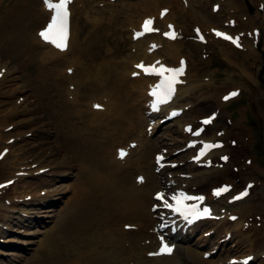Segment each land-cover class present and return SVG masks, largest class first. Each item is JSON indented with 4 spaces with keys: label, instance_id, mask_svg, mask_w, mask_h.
<instances>
[{
    "label": "rangeland",
    "instance_id": "obj_1",
    "mask_svg": "<svg viewBox=\"0 0 264 264\" xmlns=\"http://www.w3.org/2000/svg\"><path fill=\"white\" fill-rule=\"evenodd\" d=\"M237 1H239L244 8V12L243 10L238 12V19H240L241 14L244 13L247 15L249 14L250 17L254 19V22H256V18H258L264 7H260L256 4L258 3L257 0ZM39 2L40 0H31L30 11L24 13L17 8H12V6L18 7L14 5L13 0H0V70L1 68H9L12 75L18 77L12 81V85L8 88L15 89V87H21V92L15 93L10 98L0 99L5 102H0V108L7 111V113H11L15 106L20 107L19 109H28V112L26 114L24 113L25 115L18 114L15 120H12L13 122H21V124L23 122L20 127V130H22L20 134H17L18 131L14 129L16 125L12 123L11 119L0 121L2 124H7L0 128V137L2 135L3 139H0V145L2 141H4L7 146L9 145L10 148L11 145H14L15 152L19 151V153L16 154L33 150L34 152L32 155L38 159V161L35 163L32 162L31 164L35 167H31L29 170H33L40 165H46L45 167H48L45 172L47 175L36 177L37 179H32L28 174L26 177L32 181V188L24 189V187H22L24 185L20 183L16 195L29 192L27 195L31 196L33 193L37 194L44 190H49L45 193L47 201L40 204L36 201L34 202L33 198L28 201L26 206L28 209H33L35 212L28 217H24L23 221L19 220V213H16V211L10 212L12 215L9 221L4 222L3 225L9 226L7 230L10 232L7 233V236H14V241L0 242L2 251L7 254L9 252L8 255L0 254V264H33L36 261L40 264H44L47 260L60 261L66 259L65 256L69 251L70 235L73 231H76L74 228L77 223V218L79 216L84 217L85 213L97 215L103 213L102 211L105 210L100 202V200L103 199V195L100 191L81 194L79 190V176H83L85 170H95V168L99 166L95 163V158L93 153L91 154V151L95 152L97 149H101L104 157L107 160H112L113 145L118 144L116 146H122L128 140L135 138L136 131L137 134L138 132H142L147 121V118L143 117L142 113L140 114L142 111L130 108L129 110L127 109L130 116L137 118V116L140 117L141 115L143 118V121H141V123L138 122L137 128L132 133L127 132L126 129L119 127V125L115 126L117 121H115V124L111 121L113 117H115L114 115L111 117L105 116L102 118V125L105 126L109 124L112 126L108 128L107 133L104 129L105 132L103 134L108 135L110 140L102 142L105 137L99 133L88 136L85 141H82L81 152L76 151L77 156L75 158L70 153L66 152L64 147H59L58 142L64 135V128L61 132L60 128H56L53 123L54 109H56L53 103L59 99V93L51 83L44 85L35 79H31L36 71V64H23V57H25V54L22 53V49H24L22 38H25L27 34V36L30 37L31 33H36L45 19V16L37 8V5H40ZM205 2L208 4V7L206 6L204 12L212 15L211 4L219 3L221 6L223 0H205ZM114 4H116L117 10H121L118 14L120 15L124 9L123 7H126L125 3L116 0ZM75 6H77V2L74 3V7ZM108 7L107 9L111 11V6ZM257 12L259 13L257 14ZM92 14L96 15L98 19L100 16L104 17V15H107L105 12L100 13L98 11ZM214 14H218L217 20H219V22L216 23V25L220 26L227 20L231 12H227L226 9L221 7L220 12L216 11ZM232 14L235 15V13ZM117 19L119 20L118 16ZM191 19L189 12L183 10V13H177L174 21L178 26L182 27V29L180 28L182 30V45L180 46V51L184 56L182 58H184L188 64L191 63L189 72L190 75H193L192 79L196 76L201 80L200 82H207L210 81L208 79L211 78L217 86L223 85L225 89L236 86L240 89L232 100L228 101L225 106L218 108L215 107L221 103L218 96H220L219 94L222 91L220 92L213 87L207 89L203 87L187 96L179 95L176 97L173 100L175 102L174 105L181 108L183 106L184 108L181 113L182 116L180 115L181 117L178 119L182 122L180 124L174 122L176 120L166 122L164 125L160 126L154 134L149 136L153 143L151 147H149L148 154L145 152L143 156L141 152V157L137 158L135 153L132 152L129 156L132 163L136 162L137 159H139V163L136 164L135 168L133 166V169H125L124 176L128 178L130 184L136 183L134 180L136 174L144 173L143 170L145 171L144 176L146 178L147 174L153 176V182L150 180L152 178H147L148 182L146 188L149 199L150 192L162 186L161 177L163 176L153 172L154 155H157L155 153L161 150L160 152H164L166 155V157H164V162L166 163L165 169L168 168L166 173L174 174L177 186H182V184H187L189 187L193 186L188 192L194 191L198 195H205L210 200L214 195V189L218 188L221 184H228L230 186L229 192L225 194L224 198L215 202L218 206H221L222 209L226 207L225 205L234 203L232 202V197L241 189L247 187L250 191V196L247 201L236 207L227 205L228 208H226V211L234 212L236 218L238 216L241 220V223L238 224L236 229L231 230L237 237L227 238V243L222 241L220 243V251L222 253L223 250L226 249V253H223V255L217 253L209 259L212 262L218 263L224 261V259L227 260L230 255L240 256L242 254H252L249 251H253L256 257L253 260L254 262H252L254 264H264V35L259 36L258 42L256 41V43L253 44L254 51L252 52H254L255 55L247 53L243 46L235 47L236 51L232 54V57H234L233 60L238 63L242 61L245 64L244 67H247V70L250 72L253 81L249 80V82L254 85L251 86L249 82L240 77L237 74V70L223 58L224 55L222 51H220L219 43L212 42L209 45H202L195 39L193 25L199 24L201 27L202 25L200 22H195ZM212 20L215 21V19ZM73 21L75 24V33L79 34L81 37L84 33L88 34L94 30V40L98 35L106 38L108 44L105 45L104 49H102V44L96 40L95 44L92 45L91 49L88 51L90 56L88 58L93 61L91 64L96 67L95 70L94 67L89 70V72L92 73L89 76L97 77L101 73L102 77L106 76V78L111 79L109 82L105 83V85L108 84L107 86H110L109 83L112 82L113 79L109 71L112 69L122 72L128 65L126 64V55L129 52L130 46L128 38L129 28L127 29L126 27L128 25L124 26L119 23L117 26L114 25V28L117 30L113 31L112 28H108L101 24L102 26L98 25L101 27L96 30L98 26L95 27V24L91 21L90 13L88 17L83 12L78 14L74 13ZM119 29H122V31ZM241 29L244 30V27L242 26L239 32L242 31ZM254 40H257V37H255ZM103 50L106 51L104 52ZM243 59L246 60L243 61ZM171 63L174 65L176 62L172 61ZM59 70L61 74V67ZM95 72L97 73L96 75H94ZM230 72L232 79L231 77H226V73ZM85 74L86 73H83L82 77H84ZM190 79L191 78H189V82ZM186 82L184 80L183 84H186ZM60 88L62 91L60 98L62 100L68 99L66 96H63L64 83H62ZM104 89L109 88L104 87ZM100 90H102V88ZM206 90L208 93H206ZM90 93L91 95H97L95 98L97 101H100L99 99L102 94L99 93L98 89L90 90L89 94ZM89 94L84 92V90L81 91V96L76 104L78 109L85 108L87 97L84 96H88ZM80 104H82V106H80ZM137 104L139 103L137 102ZM214 109H218V119H212V123L208 125L207 131L199 133V136L200 139L202 137H207L222 140L225 147L221 152L228 156V160L226 162H220L218 156H215L213 163L209 167V169L215 170L202 173L204 169H199L195 166L191 167L193 164L188 161L195 156L196 147L195 149L176 152L183 146V143L193 138L192 134L188 132V135H186L178 131L180 125L185 123L183 120H189L191 118L190 122H193L196 127L201 126L200 120L205 121L203 119L207 118L210 111ZM189 110L190 113H187ZM8 115L9 117L12 116L13 112ZM131 120L137 122L135 118ZM221 129L223 132L218 131ZM57 130L60 132L59 136L57 135ZM217 132H219V134L215 135ZM231 141H233V143H231ZM85 142H87L86 146ZM173 142L175 143L174 145L172 144ZM88 148L91 150L90 154L87 156L86 149ZM84 149L86 153H83ZM130 158L126 159V163L130 161ZM179 162H182V165H178ZM169 163L172 165L169 166ZM58 165L63 167L58 168ZM181 166L183 168H181ZM3 170L7 172L6 169ZM191 171L196 172V174L202 173L200 176L201 178L198 179V177H196L197 181L200 180V182H187V180L190 179L184 176ZM43 178L46 180L44 181V186L46 187L44 190L38 191L39 187L43 185L40 183ZM117 186L118 185H115L114 190L111 191V194L116 196L112 197L110 200L116 204V207L112 209L113 211H111V213H109L110 211L105 212L109 214L104 217L101 216L102 218L100 219L102 220L104 218L105 224L98 225V234L103 233V235H105L103 236L104 241L109 242L110 237L106 236L108 229H114L116 226L121 228L123 223H132L131 225H135L136 227L141 226L140 228L145 229L147 234L144 233V235L146 234V237L150 236L149 230L152 229L154 231L155 223L153 222L156 220L154 217H152L151 221L145 220L142 213L143 208L145 212H147L149 202H147L146 205L138 206L135 213H125L122 211L124 208L122 205L123 198L122 196L119 197V194L123 193H121L119 189H116ZM173 187L175 186L173 185ZM85 188H87V186H85ZM118 188H120V186ZM8 190V195H12L11 189ZM21 190L23 192H21ZM167 192L168 194H174V192L170 190ZM5 194L6 193H4V195ZM4 195L0 199V203L5 197ZM77 199H79L81 203H76L75 201ZM93 200H95V203L92 202ZM83 201H87L89 206L87 204L83 206ZM19 208L18 206L16 207V209ZM21 208H24V206ZM46 208L52 210L51 216L43 217L42 215L46 213ZM83 208H86V210L84 211ZM7 209L11 210V208L7 207L6 209L4 208L3 211L1 209L0 213H5ZM216 210V212H218L219 208ZM232 222L234 221L225 218L224 223L228 224L223 225L218 223L216 226H213L211 221L206 223L205 227L199 228L196 234L193 233L188 235V242L185 243L184 241L178 243L175 247L172 246L171 253H164L167 255H161L159 260H164V262L168 264H206L209 259L202 257V251H209L213 245L218 247L219 241L216 244H214V241L223 236L227 227L230 226ZM14 223H16V226H13ZM211 227L217 228L212 237L209 239L204 238V240L202 239L203 241L200 240L199 236L202 232L206 231L205 229L207 228L210 230ZM132 229L128 226L123 231L125 232L124 236L127 239V243L134 244L138 239H142L143 236H140L141 232L138 233L140 229ZM230 229L231 228H229V230ZM244 234H249L248 236L253 240L250 250L248 249L249 247H246V244H244ZM0 237H2V235ZM205 240H207L206 243H204ZM99 241H101V239ZM228 241L231 243L228 244ZM140 242L144 243L143 240H140ZM189 242H191V244H188ZM237 242L240 244L239 247L235 245L232 246L234 248L231 249V245ZM51 246L53 248L55 247V250H52L53 248L51 249ZM65 246L67 249L64 248ZM98 247L100 249L101 246L98 245ZM106 249H108V247ZM147 252L148 251H146V253ZM55 254H59L62 257L59 259L55 258ZM86 256V254L83 255L81 260H85ZM153 258V255H150L145 258L149 260L143 261L144 258L141 256L139 259L142 260V264H153ZM201 261L203 262L201 263ZM262 261L263 263H261Z\"/></svg>",
    "mask_w": 264,
    "mask_h": 264
},
{
    "label": "bare ground",
    "instance_id": "obj_2",
    "mask_svg": "<svg viewBox=\"0 0 264 264\" xmlns=\"http://www.w3.org/2000/svg\"><path fill=\"white\" fill-rule=\"evenodd\" d=\"M31 0H13V3L15 6H12V8H17L18 10H21L22 12L26 13V11H30V2ZM73 1L78 2V6L72 9L71 12V20H72V25H71V30H70V36L66 42L65 47H57L53 45L51 42H48V40H45L44 38H38V36L34 34H30V37L26 35L25 38H22L23 41V46L24 49H22V53L25 54V57H23L24 62L23 64L27 63H33L36 64V71L34 75L31 77V79H35L39 81L40 83L46 85L48 83H51L58 91L59 93V99L53 103V105L56 107L54 109V119L53 123L56 128H60V131L64 128V135L61 137V140L58 142L59 147H64L65 151L70 153L74 158L77 156V152H81V144L82 141H85V139L88 136H93L95 133H99L105 137V139L102 141L104 142L105 140H110L108 135L103 134L110 126L109 124H106L105 126L102 125V118L105 116L111 117L114 115L113 119L111 120L113 124H116L115 126L121 127L126 129L127 132L132 133L136 128L138 122L141 123L143 121L142 116L140 115L136 117L130 116V113L127 111L130 108L133 109L135 108L137 111H142V108L144 109V113L146 114V105H148L149 101V96H148V91L149 89L154 86L155 84V79L151 76L143 74V72L139 71L135 67L133 68V65L137 63L140 60H145L146 62H151L152 60L156 59L157 57L159 58V63L164 62V61H175L178 62L181 55V45H182V40H178L177 34L176 37L173 39H166L165 38H160L159 35L156 34H146L144 35V38H139L138 40H135L134 42L129 39L130 42V52L126 55V64H128L122 72L118 70H110L109 72L111 73L112 79L115 80L110 82V86L105 85L106 82H109L111 79H108L105 77H102V74L98 73L99 75L96 77H91L92 73L89 72L91 68L94 67L91 63L93 62L90 60L89 56V50L91 49L92 45L95 44V41L97 40L102 44V49L105 48V45H107V40L103 36H97L94 40L93 37V32L88 33V35L84 37H80L75 33V24H74V13H84L86 16L89 17V12H90V19L91 21L95 24V27L98 25H103L107 26L108 28H112V30L116 31L117 29L114 28V25H118L119 23L121 25H128L126 26L133 32L136 27L140 24L143 18H147V16L154 17V21L159 25V30L161 32L167 30L166 28V23L167 22H174L175 16L177 13L181 14L183 13V10H186L189 12V16L192 18V21L195 22H200L202 27L197 24L200 28L201 31L203 32H209L204 33V43L206 45H209L212 42L219 43L220 45V51H222V54L224 55V59L226 62L232 67L237 70V74L244 78L246 81L249 82V80L253 81V78L250 74V72L247 70V67H244V63L241 61L240 63L235 62L233 60L234 57H232V54L234 51H236L235 46L232 45L229 41L224 40L218 36H215L213 32L211 31V28H219L216 26V23L219 22L217 20V15L218 14H213L206 13L204 10H206V6L208 7V4L205 2L203 3L204 0H120L123 3H125L126 7H123V11L120 15H118L121 10H117L116 4L114 2H109L106 0H70V5ZM258 4L261 3L264 7V0H257ZM40 5H37L38 10L44 15L49 17L52 11L49 10L48 8L45 7L44 5V0H40ZM166 4V5H164ZM210 5V4H209ZM220 5V4H219ZM108 6H111L109 11L107 8ZM168 7L169 11L166 15L161 16L160 15V8ZM221 7L223 9H226L227 12H231L229 17H232L234 19V23L232 26H226L224 25V29H227L228 31H232L235 33H240L239 29L243 26L244 30L241 31V35L239 38V46H243V48L246 49L247 53H250L252 55H255L253 50V44L258 42L259 36L264 35V8L263 11L260 12V15L258 18H256V22H254V19L250 17L248 14H241L240 19H238V12L243 10V6L239 1L237 0H223V3L219 7V12L221 10ZM117 10V11H116ZM98 11L100 13H107V15L100 16V20L96 15H93L92 13ZM244 12V10H243ZM232 13H235L233 15ZM259 12H257L258 14ZM117 16L119 20L117 19ZM92 17V18H91ZM121 19V20H120ZM212 19H215L212 20ZM46 18L43 20L45 21ZM222 21V20H221ZM257 23V24H256ZM101 25V26H102ZM176 25V24H175ZM98 26L96 27V30L99 29ZM177 29L176 31L180 28L178 25H176ZM249 27V29H248ZM239 28V29H238ZM257 29L256 34H254L253 30ZM252 29V30H251ZM122 31V29H119ZM162 37V36H161ZM257 37V40H254V38ZM130 38V36H129ZM118 39V38H117ZM154 41L155 45L152 47L153 50L149 52V42ZM134 46V52H131L133 50ZM104 52L106 50H103ZM105 54V53H104ZM115 54V53H112ZM104 57V56H100ZM85 62H84V61ZM246 59H243V61ZM158 63V62H156ZM141 64V63H138ZM172 64V63H170ZM4 67V66H2ZM61 67V74L59 68ZM67 67H72L73 71L69 75L67 72L64 73L65 68ZM190 67L191 63L188 65H185L184 69H182L181 74L177 77V83L173 85V91L172 93L169 94V99H171V103L169 106L173 105L174 106V100L176 97L179 95H184L187 96L188 94L194 93L195 91L200 90L203 87L207 88H216V90H219L221 93L218 96V99H221V103H219L215 108L225 106V104L232 100L235 95H232L231 97H228L227 99L224 98L225 94H229L231 92L237 93L240 88L236 86H232L230 88H226L222 86H217L214 84L211 78H209L207 82H200L201 80L198 79L196 76L194 79H192L193 75H190ZM96 67H94L95 70ZM263 70H264V65H263ZM97 71V70H96ZM189 72V74H188ZM83 73H86L84 77ZM133 73H137L136 75H131ZM97 73L95 72L94 75ZM226 77L230 78L231 77V72L226 73ZM264 75V72H263ZM58 76V77H57ZM18 77H15L12 75L10 72L9 68H4L0 70V99H7L12 97L15 93L21 92V87H15V89L8 88L12 85V81L15 80ZM189 78L190 82H189ZM232 79V77H231ZM181 80V81H180ZM186 80V84H182V81ZM73 81V83L71 82ZM180 81V83H178ZM68 82V83H67ZM64 83V91H63V96H66L68 99L62 100L60 97L62 95L61 91V85ZM67 83V85H66ZM71 84H74L72 86ZM251 86H254L253 83L249 82ZM105 85V86H104ZM104 87H108L109 89H104ZM4 88H8L6 90H2ZM102 88V90H100ZM98 89L99 93L103 91L104 97L106 98V102L103 103L105 107L102 108V110H94L92 109V104L94 103L95 100L92 98H95L97 95H91L89 94L90 90H95ZM84 90L88 96L86 98V103H85V108H77L76 104L79 101V98L81 96V91ZM201 92V91H200ZM204 92V91H202ZM206 93L207 90H206ZM200 96V95H197ZM127 97V98H126ZM226 97V96H225ZM222 99L228 100L223 104ZM176 101V100H175ZM0 102H4V100H0ZM137 102L139 104H137ZM5 103V102H4ZM142 105V106H141ZM82 106V104H80ZM166 105H162L161 108H163ZM183 107V106H182ZM20 107L15 106L13 108V115L9 117L7 111H4L2 108H0V121L1 120H15L18 114H26L28 112V109L22 108L19 109ZM214 108V107H213ZM212 108V109H213ZM190 113V110L187 112ZM24 114V115H25ZM141 114V112H140ZM152 113H149L147 115H151ZM154 114V113H153ZM142 115H144L142 113ZM182 116V115H181ZM180 116V117H181ZM137 119L136 121H133L131 119ZM192 119V118H191ZM183 120L185 123L180 125L183 128L185 124L190 123V120ZM78 122H77V121ZM174 122H178L180 124V120L175 118ZM4 121V122H5ZM12 123H15L16 127L14 128L17 132V134L22 133L21 128V122L19 123L18 121H15ZM79 123V124H78ZM192 123V122H191ZM7 124H2L0 122V128L3 126H6ZM187 126V125H186ZM141 128V126H140ZM105 129V130H104ZM180 129L178 132H180ZM1 131V129H0ZM62 132V131H61ZM137 133V131H136ZM12 134V133H10ZM15 134V135H17ZM57 135H60V132L57 130ZM136 136V134H135ZM2 139V135L0 137ZM3 140V139H2ZM128 140V139H127ZM126 140V141H127ZM125 141V142H126ZM141 145L140 147H136L133 150H130L129 154L131 152L135 151H142V155L144 156V153L146 152L148 154L149 152V147H151L152 140L145 138V140H140ZM87 142H85L86 146ZM120 144V143H119ZM116 145L114 144L113 147L115 149ZM174 145V142H173ZM3 146L8 148V151L6 154L0 159V182H4L8 179H13V182L11 185H8L6 187H9L8 189H11L12 195L9 197L6 196L3 201L8 202V200H11L10 202L12 203V206L10 205L9 208L11 210L7 209L5 213H0V222H5L7 218H10V212L16 211L15 206L18 204V202H14V200L18 197L25 196L28 193H23L16 195L18 193V187L20 183H22V187L25 188H32V181L27 179V177H24L23 174L24 172L32 173L36 168L33 170L31 167H34L31 163H35L38 161L32 153L34 152L31 150L30 152L24 151L21 152L20 154L19 151L15 152L14 145L10 146L6 145L4 141H2V144L0 145V150L3 148ZM152 149V148H151ZM150 149V150H151ZM224 148H212L210 151H208L200 160H210L211 156L213 154H217L218 152L221 154L222 150ZM87 150V156L90 154L91 149H86ZM86 150L84 149L83 153H86ZM114 152V154H113ZM93 153L94 158H95V163L99 165L98 167L95 168V170H85L83 176H79V190L81 194H85V192H92V191H100L103 195V199L100 200L102 207L105 208L103 210V213H99L97 215L93 213H85V216H79L77 218V223L75 224L76 231H73L70 235V245H69V251L67 252V255L65 256L66 259L60 260V261H50L47 260L44 264H142V260H140V256L144 258L143 261L149 260L145 259L146 257L150 256V254L146 253V251H152V254L154 256L153 258V264H168L165 263L164 260H159L161 256L164 253L161 254L159 251H155V240L157 237L155 236V240L151 236L146 237V230L141 228L138 233H140V236H143L141 241L143 240L144 243L140 242L138 239L135 243L134 246L131 243H127L125 232L123 229L116 228L113 229V231L108 230L106 233L107 237H110L109 242H105L103 239V233L98 234V225H104L105 224V219L102 218L101 216H106L107 214L111 213L113 211L112 209L116 207V204L114 202H111V198L116 196L114 194H111V191L114 190V186L118 185L116 189H119V191L123 194H119V197L122 196V205L123 209L122 211L125 213H135L136 208L141 205H146L147 202H149L148 207H147V212H145V209L143 208L142 213L144 215L145 220H152L151 215L149 213V207L153 200H151V194L157 190L153 189L150 192L149 199H148V194H147V188L146 184L148 182L147 178H152L150 179L153 182L154 177L150 176L147 174V178L145 177V180L142 184L138 183H133L130 184L128 178L124 176V171L125 169H133L136 167V164L139 163V159L136 160V162L132 163L131 158L129 157V154L125 157V162L123 165H121L118 158H115V150L112 151V160H107L104 157V154L102 153L101 149H97L95 152L91 151V154ZM141 154V153H140ZM136 153L135 156L137 158L141 157V155ZM219 154V155H220ZM33 156V157H32ZM50 156V155H49ZM130 158V161L126 163V159ZM10 160V161H9ZM9 161V162H8ZM194 164H197L195 161H193ZM46 165H40L38 166L37 169H40ZM58 168L60 165L57 166ZM61 166L60 168H62ZM192 167V166H191ZM181 168H183L181 166ZM3 169H6L7 172H5ZM141 169V168H140ZM209 170L214 171L213 169L206 168L204 170L205 173L206 171L209 172ZM83 171V170H82ZM191 174L186 175L188 179V183H197L196 177L201 178V174H196V172L191 171L189 172ZM165 175V173H162ZM143 175V174H142ZM205 176V175H204ZM202 176V177H204ZM2 178V179H1ZM36 178V177H35ZM32 178V179H35ZM38 178V177H37ZM36 178V179H37ZM193 180V181H192ZM44 181H46L44 178L42 179L43 185L39 187L38 191L45 188L44 186ZM202 182V179H201ZM195 185V184H193ZM87 186V188H85ZM120 186V188H118ZM189 186V185H188ZM1 187L0 190L4 191L3 188ZM193 187V186H190ZM180 190V189H179ZM21 192H23L21 190ZM181 190L177 193L179 195ZM7 193V191L5 192ZM56 194V193H55ZM37 195V194H36ZM225 195H222L219 197L218 200L224 198ZM250 196V192L246 197H244L241 200L238 201H233L234 203L228 204L229 206L236 207L238 205H241L242 203L246 202L247 199ZM206 197V196H205ZM207 198V197H206ZM8 199V200H6ZM208 199V198H207ZM39 200H44L46 201L47 198L42 197L38 198L35 201ZM209 200V199H208ZM34 201V202H35ZM213 201V200H212ZM76 203H81L79 199L75 201ZM92 202L95 203V200ZM8 204V203H7ZM23 204V202L21 203ZM20 204V205H21ZM89 206V203L83 201V206L85 205ZM191 204V203H190ZM205 204V203H203ZM214 204V205H213ZM210 205L209 210L215 212L210 213L209 215H206V218L203 220H197L200 218H196L193 220L194 216H191V220L194 221L195 223L192 225L193 227H197L198 225H201V227H205L206 223L211 222L213 223V226L217 225L218 223L220 224H228L224 223V219H228L230 215H232V211H227V213H219L222 212V207L218 206L217 203H213ZM76 206V205H74ZM225 210L227 205H225ZM0 207L7 208L8 206L5 205V202L0 203ZM219 208V211L216 212V209ZM0 209V210H1ZM84 211L86 208H83ZM199 210H203V206L198 208ZM247 210V209H246ZM250 210V209H248ZM3 211V209H2ZM51 209L47 208L45 210L46 214H44L43 217H48L51 216ZM110 211V212H109ZM109 212V213H105ZM145 212V213H144ZM66 213V212H65ZM138 213V210H137ZM236 213V212H235ZM244 213V212H242ZM212 214L216 215L218 217L217 219H213ZM226 214V216H225ZM241 215V214H240ZM133 216V215H132ZM235 221L232 222L230 226L227 227V230L224 232L223 236L219 237L218 241H224L227 243V238L230 239L232 237H237V235L234 234L231 230H235L238 224L241 223V220L238 218L234 219ZM149 221V222H150ZM198 221V222H197ZM125 224V223H123ZM122 224V225H123ZM132 224V223H128ZM219 224V225H220ZM222 225V226H223ZM96 226V228H95ZM64 227V226H63ZM229 228H231L229 230ZM216 227H211L209 230L208 228L205 229L206 231H203L202 234L199 236V239L202 240L204 239L205 235H209L210 237L212 234H214V231L216 230ZM196 230V229H195ZM191 231V229H190ZM114 232V233H112ZM144 233H146L144 235ZM249 234H244L243 239H244V244H246V247H249L248 249H251V243L253 242L252 239L248 236ZM102 237V238H100ZM101 239V241H99ZM7 240V239H6ZM231 243L228 241V244ZM100 245V249L98 247ZM238 245L239 247V242L236 244L233 243L231 246ZM158 246V245H157ZM223 246V245H222ZM108 248V251L105 249ZM51 249L53 248L52 246L50 247ZM62 248V247H60ZM65 249L66 246L64 247ZM213 248V247H212ZM84 249V250H83ZM55 250V247L52 249ZM220 250V249H219ZM220 252V251H219ZM251 252L254 257L252 256L251 259L255 258L256 255L253 251ZM49 253V252H48ZM160 253V254H157ZM204 251H202V254ZM2 254L8 255L5 252H2ZM87 255L85 260H81V257L83 255ZM246 254H242L239 257H243ZM55 258H61L62 256L59 254L54 255ZM99 256H103V261L99 258ZM230 257H236V256H229ZM99 258V259H98ZM108 260L104 262L105 260ZM252 259V260H253ZM236 260V261H235ZM234 263L238 262V259H233L232 260ZM203 261H201L202 263ZM254 262V261H253ZM252 261L249 264H254ZM210 259L206 264H213ZM263 263V261L261 262ZM33 264H40L39 262H35ZM257 264V263H255Z\"/></svg>",
    "mask_w": 264,
    "mask_h": 264
},
{
    "label": "snow or ice",
    "instance_id": "obj_3",
    "mask_svg": "<svg viewBox=\"0 0 264 264\" xmlns=\"http://www.w3.org/2000/svg\"><path fill=\"white\" fill-rule=\"evenodd\" d=\"M70 3V0H44V5L46 8L52 11V21L47 25L45 29H42L39 35L44 38L45 40H51L54 44H56L57 47H65V39H66V25H67V18H68V8L67 5ZM166 11V10H165ZM163 15V12L161 13ZM152 24V18H146L144 23L141 25V27L144 30H151L150 25ZM56 27V32L53 35L52 30L53 28ZM171 28V25L169 26ZM198 31V30H197ZM141 32H136L135 36L141 35ZM164 35L169 36L172 35L174 36V33H164ZM217 36H222L225 39L232 40L233 43H236V38H233L231 36H228L225 33L221 32H216ZM202 39V37H200ZM183 64L184 61L181 60V67L180 68H175V69H168V68H161L159 70V75L162 76V79L160 83L156 86L157 89H159V92L153 91V95H165L167 96L169 92H171L173 84L176 82V76L182 72L183 69ZM137 68H143L146 72L148 71V68H146L143 63L136 65ZM151 67V66H149ZM71 71V69H69ZM153 71H156L153 69ZM167 73V75H166ZM137 73H133V75H136ZM235 92H231L228 95L232 96L235 95ZM227 99L228 97H224ZM95 107H101L100 105H94ZM211 118L205 119L204 123L209 122ZM199 131V130H197ZM205 149L209 147V145L205 144ZM203 151V150H202ZM119 154L123 156L125 154L123 149L119 150ZM2 155V154H0ZM161 157L157 158V162L159 163ZM222 159H227V157H222ZM142 179V178H139ZM230 186H223L221 188H216L213 190L214 195H220L221 192L227 190V188ZM250 187V185H249ZM247 188L244 189V191L240 192L238 196L233 197L232 199H238L239 197H242L246 195L247 193ZM157 199H163V194L162 193H156ZM172 201L173 203H167L165 202V206L172 209L173 211L180 213L181 215L185 216L187 218L188 216H197V215H209L210 210L205 206L203 210H199L195 204L193 205H188L185 203L187 200H203V196L199 197H194V196H189L187 193H180L179 195H173L172 196ZM126 227H128L126 225ZM172 247L169 246L168 244L163 242V238L161 241V246L159 249V252L161 253H171Z\"/></svg>",
    "mask_w": 264,
    "mask_h": 264
}]
</instances>
